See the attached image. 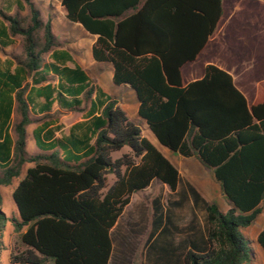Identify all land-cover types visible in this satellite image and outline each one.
Segmentation results:
<instances>
[{"label": "trees", "instance_id": "obj_1", "mask_svg": "<svg viewBox=\"0 0 264 264\" xmlns=\"http://www.w3.org/2000/svg\"><path fill=\"white\" fill-rule=\"evenodd\" d=\"M28 17L0 16L9 33L22 39L28 73L54 44L31 0ZM70 21L79 22L97 39L96 61L110 62L113 82L127 84L138 99L142 118L158 143L184 157L196 156L212 169L231 207L205 203L208 249L188 250L183 264H248L252 260L241 229L264 204V98L248 105L231 74L207 64L204 75L183 85L180 68L196 58L215 31L222 0H61ZM25 87L16 91L20 118L13 131L11 164L0 170V187L32 163L12 192L19 219L11 264H107L110 230L133 192L157 179L176 189V167L128 119L115 101L103 109L105 121L91 156L70 163L56 151L28 155L25 150L28 110ZM130 150L117 159L111 153ZM107 174L115 176L107 183ZM1 202V193H0ZM7 221L0 209V224ZM25 228L24 231H22ZM256 241L264 251V228ZM137 264V260L134 261Z\"/></svg>", "mask_w": 264, "mask_h": 264}, {"label": "crops", "instance_id": "obj_2", "mask_svg": "<svg viewBox=\"0 0 264 264\" xmlns=\"http://www.w3.org/2000/svg\"><path fill=\"white\" fill-rule=\"evenodd\" d=\"M31 1L42 20H49L54 44L42 55L38 69L28 73L22 64L26 57L21 36L10 35L8 23L0 16V170L12 162L16 138L13 126L20 118L15 94L22 87L29 117L25 127L28 155L56 151L70 163L86 160L102 129L103 109L110 100L152 142V132L138 116L134 90L113 82L110 62L93 58L97 35L79 22L70 21L61 0ZM0 12L17 15L24 21L29 10L23 0H0ZM207 64L231 74L249 106L264 98V0H222V15L215 31L196 58L180 68L183 85L201 78ZM177 154L181 160L176 159L175 164L168 152V160L178 171L176 189L171 191L153 179L147 187L131 194L110 230L112 251L107 264H134L139 239L143 237L146 239L141 245L139 264H183L188 250L208 249L205 203L213 202L210 191L213 189L227 200L222 211L231 203L211 168L196 156ZM178 162L184 164L183 168L178 167ZM31 166L26 163L18 178ZM205 170L210 176L205 175ZM211 176L216 185L207 183ZM260 207L259 213L264 212V204Z\"/></svg>", "mask_w": 264, "mask_h": 264}, {"label": "rangeland", "instance_id": "obj_3", "mask_svg": "<svg viewBox=\"0 0 264 264\" xmlns=\"http://www.w3.org/2000/svg\"><path fill=\"white\" fill-rule=\"evenodd\" d=\"M26 21V19H25ZM81 40H86V37L78 35ZM150 139L152 142L156 145V147L160 150V152L168 159V152L170 153V160H172L175 164H177V153H173L168 151L167 148L160 145L157 140L154 138L152 134H150ZM129 150L127 147H123L122 149L115 151L111 154L112 159H117L121 157L123 154L127 153ZM181 160V158H179ZM178 159V160H179ZM184 159H182L183 163ZM185 162V161H184ZM180 162H178V167L183 168V165ZM205 175L208 177L210 176L209 172L205 170ZM21 179V177L14 178L10 184L4 185L0 187V193H1V202H0V209L5 213L7 221L4 224H0V264H11V255L16 253L15 246H17V239L18 234L15 232L13 226H12V220L13 219H19L17 207L15 205V202L12 197V192L14 188L16 187L18 181ZM115 179V176L113 174H107V183L110 185L113 180ZM157 182H155L156 184ZM207 183L211 186L213 184H217L214 180L213 176L209 180H207ZM210 199L213 202H216L220 209L223 210V206L226 204L225 199L221 198L213 189L209 193ZM168 200V196L165 197ZM130 209V208H129ZM129 209L127 211H129ZM264 225V212L259 213L256 218L252 221L250 225L247 227H244L241 229L243 235L245 236L249 251L252 256V260L248 264H264V251L260 248L256 241V236L258 232L263 228ZM149 228V227H148ZM145 234V233H144ZM145 237L142 239H139V242H141L140 246L138 247L137 254L135 261L137 260V264H139L140 261V252H141V245L145 241Z\"/></svg>", "mask_w": 264, "mask_h": 264}]
</instances>
